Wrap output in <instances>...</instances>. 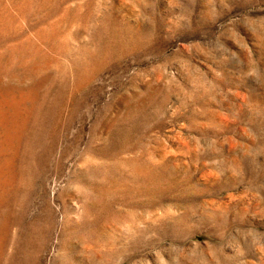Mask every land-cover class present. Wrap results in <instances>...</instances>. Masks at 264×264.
Returning <instances> with one entry per match:
<instances>
[{
	"label": "rangeland",
	"instance_id": "rangeland-1",
	"mask_svg": "<svg viewBox=\"0 0 264 264\" xmlns=\"http://www.w3.org/2000/svg\"><path fill=\"white\" fill-rule=\"evenodd\" d=\"M0 264H264V0H0Z\"/></svg>",
	"mask_w": 264,
	"mask_h": 264
}]
</instances>
